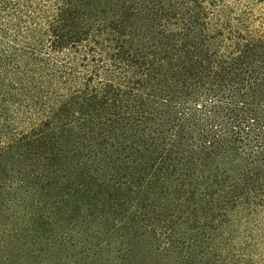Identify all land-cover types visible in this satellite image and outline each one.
Wrapping results in <instances>:
<instances>
[{
  "label": "trees",
  "instance_id": "obj_1",
  "mask_svg": "<svg viewBox=\"0 0 264 264\" xmlns=\"http://www.w3.org/2000/svg\"><path fill=\"white\" fill-rule=\"evenodd\" d=\"M0 264H264V0H0Z\"/></svg>",
  "mask_w": 264,
  "mask_h": 264
}]
</instances>
